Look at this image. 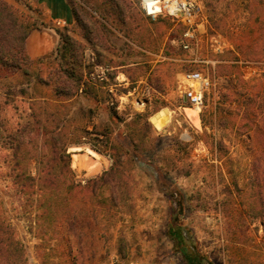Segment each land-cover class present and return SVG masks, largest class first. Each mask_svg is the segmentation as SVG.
<instances>
[{
    "label": "rangeland",
    "instance_id": "1",
    "mask_svg": "<svg viewBox=\"0 0 264 264\" xmlns=\"http://www.w3.org/2000/svg\"><path fill=\"white\" fill-rule=\"evenodd\" d=\"M8 1L34 18V31H54L50 50L27 74L0 77V236L15 241L0 248L11 254L5 264H105L115 256L188 264L168 234L173 216L193 263L264 264V134L257 131L264 128L262 13L252 15L248 0H201L200 24L185 50L173 40L182 41L187 27L146 16L139 0H126L136 21L127 27L141 24L129 37L90 4L84 22L90 28L97 22L92 34L75 21L49 20L42 0ZM62 34L84 49L78 82L67 85L55 74ZM192 71L213 82L198 126L180 87L181 75ZM20 128L32 155L40 157L41 145L52 139L68 145L75 179L89 187L84 206L96 210L81 238L59 221L36 225V199L13 184L11 134ZM116 163L128 185L104 202L109 189L98 187L102 196L94 197L91 182ZM27 172L37 176L36 159Z\"/></svg>",
    "mask_w": 264,
    "mask_h": 264
},
{
    "label": "trees",
    "instance_id": "2",
    "mask_svg": "<svg viewBox=\"0 0 264 264\" xmlns=\"http://www.w3.org/2000/svg\"><path fill=\"white\" fill-rule=\"evenodd\" d=\"M67 1L70 5L74 21L83 31L85 30L89 34L94 32L97 22L93 24L92 28L84 22V13H87L84 4H90L92 10L96 13L100 12L104 19L114 18L127 37L133 36L136 30L138 32L141 30L140 23L132 28L127 27L130 19L135 24L136 21L133 16H129L130 9L126 0ZM26 6L30 11L32 10L29 4H26ZM245 7L252 15L255 13L254 10H256L264 16V0H248ZM36 24L34 18L14 4L8 0H0L1 78H6L19 72L27 74V67L33 65L34 61L26 51V42L30 34L37 29ZM62 39L64 44L58 51L62 63L59 64L55 74L58 76L60 84L67 85L69 81L78 82L76 69L83 65L82 52L84 49L80 42L68 34H62ZM86 93L91 95L88 88H86ZM94 99L96 98L94 97ZM214 108H225V106L216 105ZM24 130L25 128H20L11 134V149L13 150L14 162L13 171H16L13 184L19 187L21 193L28 196V199H33V201L36 199L38 210L40 211L36 225L51 227L55 221H59L67 227L69 232H75L81 238L84 224L90 221L91 214L96 210L95 208L90 210L84 206L86 201L85 195H87V191L85 190L89 189V187H86L87 185L84 186L82 182L76 181L75 172L71 168V154L68 152V145L57 144L52 139L41 145L39 149L41 152L40 157L32 155L30 142L26 140V136H24L26 130ZM42 130L44 134L50 135L47 132V128ZM257 131L259 134H264V128H258ZM51 133L55 134V132ZM131 146L133 147V144ZM94 149L97 150V148ZM33 159H36L37 176L27 172L28 167L32 165ZM127 185V179L122 175L116 163L99 179L91 182L90 194L94 197L102 196V193L99 194L97 192V188H107L110 191V196H102L101 199L104 202H113V193H115L117 186L127 187ZM182 198L181 196L177 198V202L180 203ZM3 227L4 224L0 223V231ZM177 227H179V224L176 216H173L169 222L168 234L176 241V249L186 257L188 264H195L190 259L189 250L184 244V236L177 230ZM14 242L13 239L8 240L0 236V248L6 243L9 244V247ZM10 257L11 254L5 255L3 252H0V264H5L4 258L9 259Z\"/></svg>",
    "mask_w": 264,
    "mask_h": 264
},
{
    "label": "built area",
    "instance_id": "3",
    "mask_svg": "<svg viewBox=\"0 0 264 264\" xmlns=\"http://www.w3.org/2000/svg\"><path fill=\"white\" fill-rule=\"evenodd\" d=\"M140 6L146 16L151 18L165 17L173 21L182 22L187 28L184 32V38L180 42L173 40V43H179L185 49H190L188 40L194 37L196 28L199 27V20L203 14V3L201 0H139ZM105 69L98 74L100 80L106 77ZM246 80L251 79V74L245 73ZM180 87L183 90L184 98L194 111H202L206 96L213 88L211 78L201 71L187 72L181 75ZM188 116V115H187ZM189 118V117H188ZM105 264H142L139 261L124 260L118 256L112 257Z\"/></svg>",
    "mask_w": 264,
    "mask_h": 264
},
{
    "label": "crops",
    "instance_id": "4",
    "mask_svg": "<svg viewBox=\"0 0 264 264\" xmlns=\"http://www.w3.org/2000/svg\"><path fill=\"white\" fill-rule=\"evenodd\" d=\"M44 2L45 13L48 15L49 20L56 23H60V26H65L67 22L73 23L74 17L68 4L67 0H54V2H48L47 0H42ZM42 5V4H41ZM40 5V7H42ZM52 31L53 29H48L46 32L33 31L26 42V51L32 60L40 59L48 53L52 46ZM38 41H40L38 43ZM84 95H88L86 90H84ZM186 104L188 102H185Z\"/></svg>",
    "mask_w": 264,
    "mask_h": 264
},
{
    "label": "bare ground",
    "instance_id": "5",
    "mask_svg": "<svg viewBox=\"0 0 264 264\" xmlns=\"http://www.w3.org/2000/svg\"><path fill=\"white\" fill-rule=\"evenodd\" d=\"M187 111H190V112H188V117H189L190 121L195 126H198V123H197L198 122V117H199L198 113L196 111H194L193 109H188ZM80 158L81 157L79 155H74V161L73 162H74L75 165H81V163L79 162V161H81ZM77 168H78V166H77Z\"/></svg>",
    "mask_w": 264,
    "mask_h": 264
},
{
    "label": "water",
    "instance_id": "6",
    "mask_svg": "<svg viewBox=\"0 0 264 264\" xmlns=\"http://www.w3.org/2000/svg\"><path fill=\"white\" fill-rule=\"evenodd\" d=\"M185 102H187V100L185 99Z\"/></svg>",
    "mask_w": 264,
    "mask_h": 264
}]
</instances>
